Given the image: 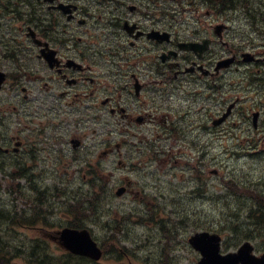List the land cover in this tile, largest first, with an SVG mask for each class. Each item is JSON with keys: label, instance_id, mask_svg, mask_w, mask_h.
I'll list each match as a JSON object with an SVG mask.
<instances>
[{"label": "rangeland", "instance_id": "rangeland-1", "mask_svg": "<svg viewBox=\"0 0 264 264\" xmlns=\"http://www.w3.org/2000/svg\"><path fill=\"white\" fill-rule=\"evenodd\" d=\"M175 1L172 3L171 0H163L161 8H166L168 11L171 9L176 10L175 12L178 14L176 19H179L177 24H179L181 19H185L183 25H186L187 22H192L193 18L191 15L194 14V10L190 11L188 8L183 11L181 6L187 0H183V3ZM262 1L264 2V0H253L250 3V7L256 10L255 14L258 16L264 14ZM88 3L91 4V9L92 0H88ZM198 4L201 7H205L201 2H198ZM186 7H188L187 4ZM200 12H202V8ZM96 20L97 18L94 19V21ZM220 21L221 19L217 18V20L210 22L214 24ZM98 24L101 27L100 29H96L92 24V32L97 40L94 46L95 50L92 49L96 52L93 66L94 68L101 66L95 70V74L99 77L101 83L105 82L106 86H97L98 88H96L92 96V101L94 102H98L97 100L101 97L113 96L111 84L117 85V88L120 86L118 82L120 77L116 76L115 69L109 66L111 57H107L109 52L106 51L109 47L117 44V41L113 38L114 35L111 33L114 28L108 26L104 20ZM74 25L75 23L66 26L60 20L57 29L59 31L62 29L72 31L75 27ZM228 25L230 27L232 25L233 31H236L232 41L237 46L245 45V49H248L249 43L253 45L254 48L252 49L257 54L259 62H261L256 67L255 73H262L264 71V36L259 30L264 27V18L258 17L256 21L257 27H252L243 16V12L235 11L233 22L231 25L228 23ZM83 28L84 26L79 27L80 30ZM250 29L251 31H249ZM253 29H256L258 35L252 32ZM249 32L251 33L250 35ZM238 33H245V35L239 37ZM69 35L70 38L67 43L68 46L72 47L76 45L78 40L71 34ZM57 36H61V34L58 33ZM120 38L124 40L123 36ZM103 43L102 51L106 53L104 54L106 57H103V53L98 54V49ZM70 46L69 48H71ZM226 49V47L223 48L222 45H218L215 51L219 52ZM35 64L36 60H33L34 70H36ZM241 69H243V66ZM254 69V67H251V71ZM259 70L260 72H258ZM256 74L241 75L239 71L233 69L226 71L225 91L232 94L235 89L230 90V87L235 86L236 93H239L242 99L240 102L242 107L240 109L247 111L250 117L252 112L258 113L260 111L259 126L264 128V77L260 81L254 80L255 78L253 77H257ZM185 87H188V85ZM197 90H201L200 85H197L194 91ZM204 90L206 91V89L202 91ZM213 90L217 92L216 86L213 88L209 87L208 92L211 93ZM37 95L38 100L36 102L39 103V108H32V114L34 115L32 125L27 126L24 123L25 121L29 124L26 118L5 120L0 131L4 137L8 138V136L16 134L22 141L26 142V138H29V136L26 134L27 131L19 132L18 129L21 126L35 127L39 124L36 121L53 118L50 111L46 108L48 103L49 105L53 104L51 99L49 97L44 98L43 92H38ZM118 98H121L122 104L124 98L115 96L114 100ZM41 99L45 101L40 102L39 100ZM221 100L216 102L208 98L210 112L214 113V105L219 104ZM61 101L63 102V100ZM199 102H195V106ZM83 103L88 102H82L79 109L81 111L90 110ZM59 106L62 111H68L70 114L72 112L75 113L74 111L71 112V107L61 103H59ZM105 107L107 108L105 105L92 107V120L87 118L86 123L79 128L81 130L79 134L81 135L75 134V137L81 140L92 138V158L84 157L78 168L80 170L84 163L90 162L92 166L98 163V170L95 172L97 174L96 179L91 182L92 186L89 183L91 175L86 173L82 176V173V175L73 176L71 173L74 171L69 173L70 168L66 165L55 166V162L49 163L44 151L39 152L36 166L31 168V171L34 172L31 176L36 178L33 180V185H27L19 174L16 177L14 173L18 172L17 168L13 167L11 163H7L9 162L8 160L6 162L4 159H0L2 167L7 170L6 172L0 170V212H2L4 217L10 211L14 216L16 210L20 211L24 217H27L32 213V206L40 205L41 210L45 212L44 215L49 219L52 226L57 227L60 223L62 225L68 224L69 219H79L81 225L86 227L95 240L109 253L104 254L103 252L98 262H84L83 264H195L197 256L188 244L187 239L194 231L207 230L203 228L211 229L214 232L217 231L224 238V247L229 251L236 250L247 239L248 235H255L253 239L248 240L258 249H264V232L254 234L255 228L250 223L244 227L245 223L253 221L250 218H245L248 205L247 196L233 192V187L238 182L250 186L256 190L255 192L262 193L264 190V148L261 145L256 148L253 145L247 147L248 142L244 139L248 136L254 137L255 134L259 133H255L254 129L250 132L237 129L235 131L236 133L239 131V133L236 139H233V135L227 133L231 131L220 133L215 128H210L207 134L201 133L200 142L203 143L201 149L204 147L201 151H204L206 155L204 167L203 165L194 164L193 159H190L192 164L186 166L184 165L185 161H172L170 166L173 164L175 168H170L164 163L156 165L157 161L155 163L150 161L146 165L134 166L128 162H123L124 159L125 162L128 161L124 157L128 153L124 148L121 150L122 156L118 151H109L110 147H115V143L109 149L105 148L107 145L103 143V139L106 137L109 140L113 139L115 142L120 141L119 133L114 132L110 135L104 132L109 122L113 121V117H108ZM96 114L99 115V119L96 118ZM235 120H240V117H236ZM238 124L242 127L253 126L251 118ZM209 125L211 127V120ZM71 131H68V128H64L60 133L67 134V139L69 140L72 137V135L70 136ZM195 132H187L186 134H181L180 138H175L173 144H170L173 147L172 151L183 148L187 153L186 156H188L190 152L192 153V151L196 150L198 139L195 138ZM142 134L147 138L159 136V133L144 132ZM167 136L165 135L163 139H166ZM164 141L169 143L168 140ZM166 143L160 141L161 151L169 148ZM16 147H19V145ZM100 156L102 157L101 162L99 160ZM16 157L19 158V161L23 158L21 156ZM26 159L27 156L22 161L26 162ZM119 159H121L120 162ZM160 159H164V157L162 156ZM29 164L31 163H25V165ZM86 168L87 166L84 167V170ZM182 168L186 169L183 171L185 176L180 177ZM200 169H203L206 175L202 184L195 179L198 178ZM10 172L13 173L12 176H10ZM92 175L94 174L92 173ZM127 180L132 181L130 190L124 194L122 193L121 196L115 195L117 187L127 184ZM31 187L37 188L36 190H31ZM89 187L92 189L90 191L93 192L98 191V189L101 190L102 195L91 199L90 195L87 194L89 193L87 192ZM54 188L60 189L58 191L63 193L62 197L52 196L51 193L55 192ZM105 190H108L106 191L108 195L105 194ZM36 191L40 193L41 203L37 200L38 195L36 201L34 199L37 194ZM74 191L77 193L73 194L72 192ZM141 191H145V194L148 195L144 203L141 202L142 197L139 195ZM76 195L78 197L76 200H79L80 204L72 206L73 202L71 201L73 196ZM138 201L140 202L138 203ZM71 206L76 207V210H73V212L69 211ZM32 217H34L33 214ZM231 220L240 222L235 231L230 229ZM3 224V221H0V239L9 240L8 242L11 243H17L19 239L26 240L29 235L40 234L36 230L8 229L2 227ZM49 251L50 259L66 258L62 254L61 249L54 243L50 244ZM20 256L21 258L14 257L11 264H35L30 259H24V255Z\"/></svg>", "mask_w": 264, "mask_h": 264}, {"label": "flooded vegetation", "instance_id": "flooded-vegetation-1", "mask_svg": "<svg viewBox=\"0 0 264 264\" xmlns=\"http://www.w3.org/2000/svg\"><path fill=\"white\" fill-rule=\"evenodd\" d=\"M162 1L92 0L90 9L88 0H0V123L10 115L33 117L32 101L38 100L36 94L39 91L43 92L44 98L66 99L74 112L80 110L82 102H89L84 106L91 110L96 88L106 86L95 74V70L101 66L94 68L96 52L92 50L97 42L92 24L100 29L98 23L104 20L114 28L111 33L117 44L106 51L109 52L107 57H111L109 66L120 77V86L117 88V85L111 84L113 96L101 97L98 102L105 103L108 112L115 116L116 123L109 131L123 134L124 149L128 152L124 156L128 160L125 163H138L145 159L140 150L143 140L140 134L145 129H150L152 133L167 134L169 148L166 152L180 160L186 159L187 153L183 148L172 151L170 144L181 134L197 131L196 156L199 157L200 165L204 164L206 157L201 147L197 148L201 145L200 135L207 134L210 128L220 133L231 131L227 133L233 135V139L238 136L237 129L248 132L254 129L259 134L244 138L248 142L247 147L261 145L264 148V128L259 126L261 112L254 124L252 114L250 117L247 111L240 109L242 99L236 93L235 86H228L230 90L235 89L234 93L225 91L226 71L233 69L241 75H253L256 72V61H243V49L234 46L235 42L232 41L236 33L231 25L234 13L225 17L221 15L220 29L210 23V11L204 13L203 18L198 12L192 14L193 21L186 25H183L185 19L177 24L179 19H176V10L162 9ZM251 2L253 0H249L246 7L237 6L235 11L243 12L250 26L257 27L253 17L256 10L250 7ZM188 8L183 6L182 10ZM195 10H198L197 7ZM60 20L66 26L75 23L74 29L59 31L57 26ZM80 26L84 28L80 30ZM256 29L252 30L255 34ZM261 31L264 34V30ZM58 33L61 36H57ZM69 34L78 40L76 45H69L71 48L67 43ZM161 35L163 39H160ZM237 35L241 37L245 33ZM122 36L124 40L120 38ZM203 42L208 45L206 49H180L183 43H194L200 49L204 47ZM103 45L99 47L98 54L103 53V57H106L102 51ZM218 45L227 49L216 52ZM249 47L246 50L253 52L251 43ZM230 56H234L231 66L215 69L219 61ZM33 60H36V70L32 65ZM251 67L255 69L251 71ZM197 85H200V91H194ZM84 86L87 89L81 91ZM215 86L217 92L213 90L209 93V87ZM80 96L84 99H80ZM115 96L124 98L122 104L121 98L114 100ZM208 98L216 102L222 99L214 105L212 117ZM197 101L200 102L195 106ZM228 106L231 109L225 120L210 127V117H219ZM236 117H240V120H235ZM248 118H251L252 127L238 124ZM32 121L30 118L29 122ZM154 141L159 142V139L155 138ZM0 142L3 144L0 149L5 153L11 150L14 156L24 144V140L16 134L8 138L2 136Z\"/></svg>", "mask_w": 264, "mask_h": 264}, {"label": "water", "instance_id": "water-1", "mask_svg": "<svg viewBox=\"0 0 264 264\" xmlns=\"http://www.w3.org/2000/svg\"><path fill=\"white\" fill-rule=\"evenodd\" d=\"M219 240L218 235L209 234L208 232L196 233L189 238L192 246L202 254L198 264H236L238 261H241L242 264H248L253 262L249 256L251 247L248 243L241 247L238 254L220 255ZM59 243L69 251L88 255L92 258H98L101 254L100 249L96 247L95 242L86 230L65 228L60 231Z\"/></svg>", "mask_w": 264, "mask_h": 264}, {"label": "trees", "instance_id": "trees-1", "mask_svg": "<svg viewBox=\"0 0 264 264\" xmlns=\"http://www.w3.org/2000/svg\"><path fill=\"white\" fill-rule=\"evenodd\" d=\"M226 3H234V0H224ZM236 1V0H235ZM33 185V183H32ZM257 212V211H256ZM34 211L33 214V219L37 216L38 212L36 213ZM262 213L258 217L259 222H264V212H259ZM6 220L11 221L12 224L18 225V226H23L25 224H29V220L27 217H24L23 214H17L14 218L11 215H6ZM75 223V222H73ZM230 229L231 230H237L238 226L240 225V222L238 220H231L230 221ZM9 240H3L0 239V264H9L11 262V259L13 257H20V255H25L24 259L30 258L33 262L37 264H70L69 262L74 261V264H83L84 262H88L82 258H71L68 261H60L58 259L52 258L50 259V253L49 250L47 249V244L35 240L32 242V244L29 245H20L19 243H11L8 242ZM45 244V245H44Z\"/></svg>", "mask_w": 264, "mask_h": 264}]
</instances>
